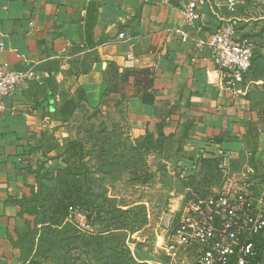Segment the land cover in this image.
Masks as SVG:
<instances>
[{
	"label": "crops",
	"instance_id": "1",
	"mask_svg": "<svg viewBox=\"0 0 264 264\" xmlns=\"http://www.w3.org/2000/svg\"><path fill=\"white\" fill-rule=\"evenodd\" d=\"M193 1L198 18L187 26L181 10ZM210 1L0 0V64L33 76L0 113V264H37L19 245V201L58 162L43 140L78 107L117 113L134 140L159 126L192 155L228 152L237 175L248 157L264 160V100L252 96L251 67L227 86L208 45L222 22L239 23L238 11L218 1L213 14Z\"/></svg>",
	"mask_w": 264,
	"mask_h": 264
},
{
	"label": "rangeland",
	"instance_id": "2",
	"mask_svg": "<svg viewBox=\"0 0 264 264\" xmlns=\"http://www.w3.org/2000/svg\"><path fill=\"white\" fill-rule=\"evenodd\" d=\"M237 11L236 30L254 45L252 96L264 100V0H238ZM157 128L155 136L163 132ZM163 136L162 143L141 161L133 148L143 138L131 139L117 113L102 114L82 106L62 125L53 126L41 150L51 153L52 159L58 157V162L51 172L39 171L29 194L19 201L24 222L19 245L24 256L37 264H115L114 250L119 252L124 240L138 263L167 264L161 255L170 217L182 209L190 192L215 188L218 178L215 156L206 151L192 155L183 149L184 142ZM248 158L249 164L239 172L250 168V179L264 183V160ZM232 165L240 168L236 161ZM149 174L148 184L138 183ZM89 183L93 193L105 190L122 211L145 205L147 226L139 232L106 233L93 210L62 209L68 198L86 199L72 190Z\"/></svg>",
	"mask_w": 264,
	"mask_h": 264
},
{
	"label": "built area",
	"instance_id": "3",
	"mask_svg": "<svg viewBox=\"0 0 264 264\" xmlns=\"http://www.w3.org/2000/svg\"><path fill=\"white\" fill-rule=\"evenodd\" d=\"M218 1L229 13L235 12L238 0H213L209 3L213 14ZM198 3L208 4V0ZM196 6L193 1L182 8L184 25L198 18ZM175 33L186 40L181 29ZM119 37L124 38V34ZM208 45L226 85L234 88L251 67L254 45L239 36L232 21L222 22ZM2 52L0 40V55ZM32 78L29 70H6L0 64V113L3 100ZM214 167L217 186L190 192L182 209L165 227L168 236L161 256L167 264H259L257 258L264 254V183L250 179V168L237 175L230 154L222 150L215 155Z\"/></svg>",
	"mask_w": 264,
	"mask_h": 264
},
{
	"label": "trees",
	"instance_id": "4",
	"mask_svg": "<svg viewBox=\"0 0 264 264\" xmlns=\"http://www.w3.org/2000/svg\"><path fill=\"white\" fill-rule=\"evenodd\" d=\"M157 129L159 132L160 128L158 127ZM160 132L157 134V136L153 134H146L143 140L133 148L134 151H137L139 155L142 156L141 161H143L145 156L151 153L152 149H155L158 145L162 143L160 141V138L162 139L164 138V136ZM151 176L152 175L149 174L143 181L138 183L148 184V179H150ZM65 183L66 181H64V184ZM90 185L91 184L89 183L84 189L83 186L74 185L72 191H74L80 196H86L87 198H81L77 200H71L68 198L67 204L63 205L62 209L66 210L67 207H69L70 210H74L76 209L75 207H77L79 210L84 208L93 210V213L96 215L94 219L96 221L100 220L101 224L104 222V224L102 225V230H104V232L106 233H110L115 229H120L129 232H139L145 226H147L148 219L146 216L145 205H136V207H129L128 210L122 211L117 201L113 198H109L105 190L102 189L95 194L91 190ZM100 214H102L103 216H101ZM137 221L138 224H136ZM99 237V239H101L102 236ZM97 240L98 239L95 240L96 243H98ZM262 246H264V242L262 243ZM121 247L122 248L119 252L117 250H114L116 253L115 264L124 263V261H126L127 264H142L138 263L132 258L131 252L125 246L124 240L122 241ZM257 262L259 264H263L264 254H260V256L257 258Z\"/></svg>",
	"mask_w": 264,
	"mask_h": 264
}]
</instances>
